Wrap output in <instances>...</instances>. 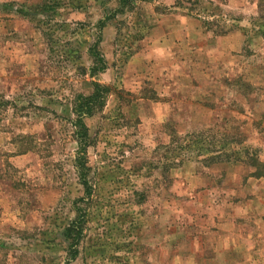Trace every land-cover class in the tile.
<instances>
[{
    "label": "rangeland",
    "instance_id": "1",
    "mask_svg": "<svg viewBox=\"0 0 264 264\" xmlns=\"http://www.w3.org/2000/svg\"><path fill=\"white\" fill-rule=\"evenodd\" d=\"M0 264H264V0H0Z\"/></svg>",
    "mask_w": 264,
    "mask_h": 264
},
{
    "label": "trees",
    "instance_id": "2",
    "mask_svg": "<svg viewBox=\"0 0 264 264\" xmlns=\"http://www.w3.org/2000/svg\"><path fill=\"white\" fill-rule=\"evenodd\" d=\"M131 1L133 2L135 0H121V7L130 5ZM101 23H103V21H101ZM95 56H96V60L98 61L97 64H103L104 63V59L102 56H100L98 54H95ZM103 91L106 92L107 88L101 86L100 84L95 83V92L93 93V95L89 96L86 99H82L81 106L84 108L85 112H90V110L93 106H96L98 103H101V98H102L103 94H105V93H102ZM75 231H76L75 226L72 228H69V229H67L66 235L69 236V234H71L72 232H75Z\"/></svg>",
    "mask_w": 264,
    "mask_h": 264
}]
</instances>
